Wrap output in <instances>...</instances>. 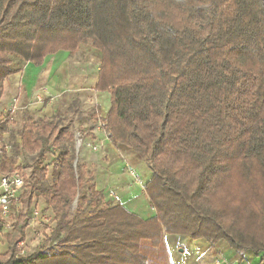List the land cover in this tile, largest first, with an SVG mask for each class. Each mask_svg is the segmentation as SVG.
I'll use <instances>...</instances> for the list:
<instances>
[{
  "label": "trees",
  "instance_id": "16d2710c",
  "mask_svg": "<svg viewBox=\"0 0 264 264\" xmlns=\"http://www.w3.org/2000/svg\"><path fill=\"white\" fill-rule=\"evenodd\" d=\"M79 45L98 52L95 91L109 94L105 117L98 106L91 117L146 165L153 214L106 200L91 173L75 171L73 134L57 115L25 112L14 147L31 157L21 208L41 199L55 226L20 256V212L0 264H171L166 236L264 262V0H0V98L19 72L10 57L40 66ZM1 148L0 174L22 172Z\"/></svg>",
  "mask_w": 264,
  "mask_h": 264
},
{
  "label": "crops",
  "instance_id": "0c3cea01",
  "mask_svg": "<svg viewBox=\"0 0 264 264\" xmlns=\"http://www.w3.org/2000/svg\"><path fill=\"white\" fill-rule=\"evenodd\" d=\"M69 57L71 56L67 52L60 51L46 57L40 66L23 64L17 74L9 76L4 82L3 94L0 98V109L13 105L15 111L26 110L32 117L31 113L34 110L37 111L42 108V114L38 115L37 118L52 117L54 115L51 108L52 102L43 103L47 97H52V100L66 93H80V88L86 86L87 76L72 77L70 75V65L67 62ZM87 68L89 66H86V70ZM88 70L85 72L86 74ZM96 83L97 72L95 73L92 86V93L94 94L92 106L94 108L98 106L99 110L102 109L106 115L109 110V94L106 92H96ZM43 86L45 87L44 91L39 92ZM18 94L21 96L19 97ZM36 96H38V101H40L38 103L36 102ZM77 99L79 100V105H83V99L80 94ZM87 99L85 97V100ZM105 115L103 116L105 117ZM11 127H15V124L12 123L8 127V131L11 130ZM6 134L2 136L4 137ZM98 137L100 141L91 143L97 147V150L95 152L90 151L89 153L88 150L84 155L85 159L95 164L93 184L96 190L102 191L106 200L121 204L128 211L141 216L140 203H143L144 206L145 200L142 194L136 196L135 193L137 187H139L138 185H140L143 191L145 181L142 182L136 174L135 176L138 178V181L131 177L129 180L127 176L122 174V172L126 173V170L130 169V167L134 171L140 163L139 161H141L140 158L126 147L112 146L106 135L105 139L101 136ZM118 165H122L120 170L118 169ZM9 221L12 222L11 217ZM164 242L171 264H264L260 260L261 253L247 251L240 258L238 253L234 252L224 243L210 246L206 241L201 239L192 240L179 236H166Z\"/></svg>",
  "mask_w": 264,
  "mask_h": 264
},
{
  "label": "rangeland",
  "instance_id": "374dc122",
  "mask_svg": "<svg viewBox=\"0 0 264 264\" xmlns=\"http://www.w3.org/2000/svg\"><path fill=\"white\" fill-rule=\"evenodd\" d=\"M97 53H98L97 51L91 49L87 45H79L77 50L74 52V54L71 57H69L67 61L70 65L69 73L72 77L87 76L86 86L80 88L81 90L80 93L79 92L66 93L61 97H57L52 100H51L52 97H47L46 100L43 101V103L52 102L51 108L54 114L57 115V119L59 123L61 125H64L67 128V130L73 134V148H74V157H75L73 166L75 167V171L82 170L84 172V179H87L88 174L91 173L93 175L95 172V164L91 163L90 160H87L84 157L86 151L89 150L88 153L92 151L90 148H87L85 144H91V143H95L94 141H100V138L98 136H101L105 139V133L101 129L100 123L94 122L93 118L91 117V115L94 112V107L92 106L93 104L92 97L94 96V94L92 93V86H93V81L95 79V73L97 72L98 61H99ZM10 59L12 61V67L14 69L19 68L18 70H20L23 63L18 62L11 57ZM86 66H89V68H87V70L89 69L87 74L85 73L87 71ZM44 88H45L44 86L41 87L39 92H43ZM87 89L89 90L86 91ZM79 94L83 99V105L73 106V103L74 101H76ZM18 96L20 97L21 95L18 94ZM37 97L38 96H36V102L38 103L40 101H38ZM85 97H87L88 99L85 100ZM84 103H86V105H84ZM42 111H43L42 108L37 111L34 110L33 113H31L33 119L37 118L38 115L42 114ZM25 112L27 111L26 110L15 111L13 105H10L5 109H0V119L6 116L7 113H11L13 124H15V127H11V130H9L4 137L3 136L1 137L0 145L6 147V149L8 150V151L6 150L7 154L14 156L17 159V161L23 162V164L25 165L23 171L21 172L23 179L25 178V175L27 176L30 172L29 165L31 162L30 161L31 157L21 152L19 149L17 148L15 149L14 147L18 140L17 130L22 122ZM103 115L105 114L103 113L102 109L99 110L98 112L99 118H103L104 117ZM78 141L80 142L79 146L77 145ZM52 157H53L52 155L48 154L46 159V165L48 169L46 181L47 184L49 185L51 183L50 172H51ZM139 162L140 163L134 169L135 172L131 167L128 170H132L134 174H136V176L139 177L142 182H144L149 177L150 172L148 171L146 165L142 161ZM121 168L122 165H118V169L120 170ZM128 170H126V173L122 172V174L124 176H127L129 180L131 178L134 180L138 179L131 177ZM92 184H93V180H92ZM138 186L139 187H137V191L135 195L138 196L139 194H142L145 200L144 206L143 203H140L142 210L141 216L143 218L150 217L153 214V211L149 210L150 207L149 200L147 197H145L144 195L145 193H143V191L141 190L140 185ZM141 199L143 200V198ZM114 203L116 204V202ZM75 204L76 202L73 203L70 209L71 216L73 215ZM20 212H23L27 218L32 220V224H31L32 227L29 226L26 227L25 236H24L25 238L23 240L24 249H25L24 255H31L36 251L37 248L41 246L42 244L41 242L43 241L44 236L48 235L50 230L55 226L53 216L50 213L49 208L41 199H33V205L28 211L22 210L21 204L20 207L18 208L14 207L11 213L12 224L14 223L15 218ZM35 212L38 214L37 217L31 219L32 215ZM10 232L11 229L0 228V254L6 253V245L4 243L3 235L9 234ZM56 245L57 244H53L52 247H55Z\"/></svg>",
  "mask_w": 264,
  "mask_h": 264
},
{
  "label": "built area",
  "instance_id": "2783aa9c",
  "mask_svg": "<svg viewBox=\"0 0 264 264\" xmlns=\"http://www.w3.org/2000/svg\"><path fill=\"white\" fill-rule=\"evenodd\" d=\"M2 137V136H1ZM77 145H80L78 141ZM87 148H90L92 151H96L97 147L92 144H85ZM3 147V146H2ZM6 152V147H3ZM8 151V150H7ZM2 153V148L0 145V154ZM131 177L137 178L132 170H128ZM136 181H138L136 179ZM25 190V183L22 177L21 172L15 170L10 173L0 174V228L11 229L12 222L9 221L11 217L12 209L15 207H20V198L23 195ZM149 210L153 211V208L150 206ZM35 212L31 219L37 217ZM32 220L29 219L28 226H31ZM19 255H24V243L18 244Z\"/></svg>",
  "mask_w": 264,
  "mask_h": 264
}]
</instances>
